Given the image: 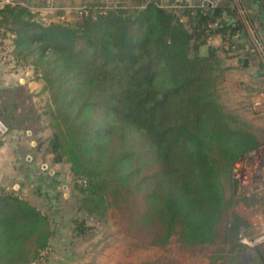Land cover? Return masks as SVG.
I'll return each mask as SVG.
<instances>
[{
  "label": "trees",
  "instance_id": "obj_1",
  "mask_svg": "<svg viewBox=\"0 0 264 264\" xmlns=\"http://www.w3.org/2000/svg\"><path fill=\"white\" fill-rule=\"evenodd\" d=\"M24 4L0 6V31L14 35V59H32L51 93L49 148L55 163L70 164L81 196L75 230L110 215L157 248L215 242L231 168L259 146L221 102L225 69L209 45L218 36L229 50L242 46L248 33L237 10L212 2L180 9L161 0L134 8L90 2L78 5L74 22L46 24ZM241 8L259 11L250 20L264 26V0ZM234 216L227 227L236 238L242 222ZM50 224L0 187V256L12 261L37 248L39 260Z\"/></svg>",
  "mask_w": 264,
  "mask_h": 264
},
{
  "label": "rangeland",
  "instance_id": "obj_2",
  "mask_svg": "<svg viewBox=\"0 0 264 264\" xmlns=\"http://www.w3.org/2000/svg\"><path fill=\"white\" fill-rule=\"evenodd\" d=\"M146 1L148 0H55V6L49 7L47 0H18L28 5L35 20L46 24L74 22L77 7L82 3H108L134 8L143 6ZM170 2L174 4L172 9H180L178 7L184 4L193 6L212 2L226 9L237 10L235 21L244 22L248 33L247 39L238 41L243 43L242 46L233 50H229V44L220 41L218 36L209 42V45L218 47L225 69L219 88L221 102L259 140V146L244 153L231 168L230 178L225 186L229 208L218 223L215 242L194 245L177 243L168 248H157L142 243L110 215L89 217L86 231L80 233L81 238L74 237L69 222L74 223L73 219L84 214L78 209L81 196L74 189L75 180L70 164L66 161L55 163L49 148V138L53 133L50 114L55 108L51 93L46 90L44 81L37 74L32 59H14V35L1 29L0 62L4 65L5 60L13 62V71L10 73L18 76L9 75L8 84H15L12 92L0 91V137H8L6 142L11 146L14 159L16 151L23 152V161L27 162L28 159L31 163V166L23 170L25 177H15L17 173H14V182L12 181V187L8 190L19 192L17 188L13 189V184L21 183L23 191L19 193L32 197L37 187H33L30 181L44 182L46 177L51 179V170L56 171L54 177L58 183L52 192L55 195L58 193L61 204L59 208L64 214L61 228L68 236L73 237L71 248L74 253L78 254V250L84 248L87 250L86 258L79 254V264H129L150 260L162 264H264V242L255 247L243 242L248 237L264 236V109L258 111L255 106L258 101L264 104V26L258 20L254 23L250 20V16L258 15L259 11L241 8L248 0H161L165 6ZM207 51V45L201 47V53ZM246 58L249 59L248 66L244 65ZM250 69H260L263 76L252 77ZM2 142L4 141L0 138V144ZM39 205L45 207L42 202ZM234 215L241 218L243 227V232H240V227L236 238L231 227H227ZM51 250L48 247L41 253L40 259L35 261L46 264ZM35 261L32 260L31 263Z\"/></svg>",
  "mask_w": 264,
  "mask_h": 264
},
{
  "label": "crops",
  "instance_id": "obj_3",
  "mask_svg": "<svg viewBox=\"0 0 264 264\" xmlns=\"http://www.w3.org/2000/svg\"><path fill=\"white\" fill-rule=\"evenodd\" d=\"M219 38H220L219 40L222 41V38L221 37ZM5 62H6L5 65L0 62V91L12 92L15 84L12 83L11 86L8 84L9 75L10 74L11 76H18V75L15 73L14 74L10 73V71H13L11 65V63L13 62L9 60H5ZM0 138L4 141L2 142V144H0V187L10 189L12 187L14 173H17L15 177L16 176L25 177V174H22L25 173L23 170L31 166V163L28 162V159H26L27 162L23 161L24 158L23 152L20 153L16 151L15 159H14L12 156L11 146L8 145V142H6V140H8V137L5 136L2 138L1 136ZM55 173L56 171L51 170L50 176L52 177L50 178L52 179L49 180L48 178L46 179L44 178L46 180V182L45 181L44 182L47 183L48 185L45 184L43 181L42 182H38L36 180L30 181L33 187H37L35 189L36 190L35 194L32 197L26 196L25 194H23L24 195L23 196L22 194L19 193L20 191H23L21 190L23 189L21 183L19 184L16 183L15 185L13 184V189L17 188V191L19 192L16 193L20 195L21 198L29 201L32 205H34L37 209L41 210L42 213L47 215L50 219L52 235L49 239L48 247H50L52 250L49 254L48 257L49 260L47 261L46 264H79L78 263V258L80 257L79 254H81L83 258L84 257L86 258L85 254L87 250L84 248L82 250H78L77 252L78 254L74 253V251L71 248L73 245L72 242L73 237L68 236V234L65 233V231H63L61 228L62 227L61 224L63 223L62 217L64 214L63 211L59 208L61 207V204L59 203L60 199L58 197H55L56 195L53 194L52 192V190L55 189L54 184H52L53 177L54 175H56ZM41 202L45 204V207L39 205ZM69 224L72 229L71 234L73 233L74 237L81 238V235L75 230V224L73 222L72 223L69 222ZM75 233H77V235H75ZM39 250L40 249L33 248V251L35 252ZM35 252L34 254L32 252L28 257L24 256L23 258L20 259L17 258L12 261L7 259L5 256H0V264H29L32 262V260L35 259L34 257Z\"/></svg>",
  "mask_w": 264,
  "mask_h": 264
},
{
  "label": "built area",
  "instance_id": "obj_4",
  "mask_svg": "<svg viewBox=\"0 0 264 264\" xmlns=\"http://www.w3.org/2000/svg\"><path fill=\"white\" fill-rule=\"evenodd\" d=\"M53 0H47V2L51 5ZM18 3V0H0V6L5 5V4H16ZM256 108L258 109V111H261L264 109V104L262 101H258L256 102ZM264 231V227H262ZM264 234V233H263ZM245 238V237H244ZM255 238V237H254ZM252 237H248L247 239L243 240V242L251 247H255L256 245L261 244L262 242H264V236H258L255 239ZM251 241V242H250ZM250 242V243H249ZM31 264H39V262H34Z\"/></svg>",
  "mask_w": 264,
  "mask_h": 264
},
{
  "label": "water",
  "instance_id": "obj_5",
  "mask_svg": "<svg viewBox=\"0 0 264 264\" xmlns=\"http://www.w3.org/2000/svg\"><path fill=\"white\" fill-rule=\"evenodd\" d=\"M248 64H249V59L246 58L244 61V65L248 66ZM250 75L252 77H260V76H263V72H261L260 69H251Z\"/></svg>",
  "mask_w": 264,
  "mask_h": 264
}]
</instances>
